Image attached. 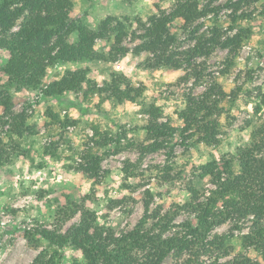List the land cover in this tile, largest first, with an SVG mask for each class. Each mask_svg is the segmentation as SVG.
<instances>
[{
  "label": "rangeland",
  "instance_id": "1",
  "mask_svg": "<svg viewBox=\"0 0 264 264\" xmlns=\"http://www.w3.org/2000/svg\"><path fill=\"white\" fill-rule=\"evenodd\" d=\"M7 1L13 7L22 6L21 0ZM176 1L71 0L70 19L82 21L93 31L106 17L119 20L125 34L118 47L126 48L127 54L110 61L114 35L98 39L92 58L48 67L35 90L8 88L1 69L10 61V54L0 50V118L7 122L0 125L7 156L0 166V264H31L40 253L53 256L55 251L57 264L83 263L79 250L58 249L39 236L28 237V232L44 228L63 234L79 223L80 212L65 216L81 207L95 214L99 226L116 232L130 230L144 216L146 191L151 193L149 215L159 208L181 206L192 196H213L221 205L225 198L218 193L211 173L205 174L202 167L210 165L212 173L224 177L223 161H229L237 174L238 153L252 147L255 157L264 159V104L260 99L264 94V0L249 4L199 0V5H207L213 12L198 21V36L208 42L219 36L223 41L236 32L226 31L232 15L239 16L236 25L247 30V36L235 53L219 46L206 53L209 46L204 44L206 49L192 59L200 73L197 81L191 67H156L150 52H135L152 38L149 18L157 13L156 8L170 11ZM182 25L175 20L169 26V33L177 39V51L197 45L194 37L182 32ZM212 29L218 34L212 35ZM76 41L77 36L71 35L69 42ZM76 70L85 71L87 82H73L60 96H44L46 86ZM211 85H217L225 96L218 103L222 111L215 117V138L204 143L192 129L182 134L179 113L189 97L198 98ZM126 86L142 90L137 103L119 92ZM216 93L212 99H218ZM10 113L26 117L20 135L8 136ZM155 124L168 125L172 134L165 130L168 136L158 139L162 146L145 153L143 147L154 141L146 128ZM188 135L191 138L183 140ZM86 154L100 158L95 174H91L94 160ZM259 210L251 197L249 214ZM184 218L178 216L175 223ZM150 221L147 218L146 224ZM229 227L228 223L221 225L213 234L227 237ZM246 231L231 232L221 260L245 255L264 264V250L244 246L241 236ZM164 264H172V259Z\"/></svg>",
  "mask_w": 264,
  "mask_h": 264
},
{
  "label": "trees",
  "instance_id": "2",
  "mask_svg": "<svg viewBox=\"0 0 264 264\" xmlns=\"http://www.w3.org/2000/svg\"><path fill=\"white\" fill-rule=\"evenodd\" d=\"M258 1L241 0L240 3ZM21 3V7H13V3L7 0L0 4V50H6L10 54V61L2 67L1 72L7 78L8 88L37 89L48 67L92 58L95 41L110 39L111 35H114V44L109 52V60L114 61L127 54L126 48L118 47L125 33L124 25L115 18L106 17L100 21L97 30L93 31L82 21L70 19L71 0H21ZM238 8L237 6L234 11ZM156 10L157 13L149 18L152 38L137 47L136 54L142 50L150 52L156 67H169L173 64H183L186 69L191 67L196 81L200 73L193 67L195 64L192 59L198 56L199 51L206 49L203 48L204 44L209 46L206 53L218 46L235 53L247 36V30L236 25L239 16L235 15L230 16L231 23L226 31L236 32L223 41L219 40V36L209 42L203 39V35L198 36L201 27L198 21L213 12L209 6L199 5V0H177L170 11L158 7ZM24 13L25 16H22ZM21 17L23 20L16 31H13ZM175 20L182 21V32L194 37L197 45L177 51V39L169 33V26ZM211 32L212 35L218 34L217 29H212ZM73 34L77 36V41L70 43L69 38ZM76 81L87 82L85 71H67L61 80L53 81L42 92L44 96H60L69 91ZM141 91L126 86L119 92L126 100L137 103ZM214 92H217L218 99H212ZM224 96L217 85H211L198 98L189 97L179 113L184 124L182 134L192 129L194 134L200 133L198 141L204 143L215 138L218 126L215 117L222 111L218 103ZM260 99L264 104V94ZM7 102L10 103V100L7 99ZM8 111L6 108V112ZM10 117L8 136L12 133L20 135L26 117L12 113ZM2 124L7 122L0 118V125ZM165 130L169 136L172 134L166 124L146 128L148 136L153 137L154 141L145 145L143 152H154L161 147L162 142L158 139L168 136L165 135ZM189 138L191 135L183 140ZM5 152L0 141V166L7 158ZM238 155L240 168L237 174L231 170L229 161H223L226 167L224 177L219 173H212L208 169L210 165L202 167L205 174L211 173L218 193L225 198L221 205L213 196H192L181 206L174 205L163 211L159 208L149 215L151 199L147 198H151V193L146 191V199L143 201L144 216L130 230L116 232L99 226L96 224L95 214L81 207L71 209L69 215L65 216L67 218L80 212L79 223L63 234L57 230L37 228L27 235L30 238L39 236L48 245L58 249L69 246L79 250L83 263L74 261L72 264H164L168 258L172 259V264H260L245 255L221 260L226 238L232 236L231 232L234 230L247 228L246 233L241 236L244 246L264 250V159L255 157L253 147L240 150ZM86 157L92 159V154H86ZM92 160L94 163L91 174H95L100 158ZM251 197L260 207L252 216L248 212ZM63 212L66 214L65 209ZM180 215L185 218L181 223H175ZM250 216L252 219L248 220ZM147 218L151 219L149 225L146 224ZM247 222H250L249 227H246ZM226 223L230 225L227 237L213 234L216 228ZM57 253L55 251L53 256H47L42 252L31 264H57L54 259ZM224 254L226 256L228 252Z\"/></svg>",
  "mask_w": 264,
  "mask_h": 264
}]
</instances>
